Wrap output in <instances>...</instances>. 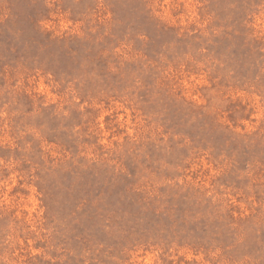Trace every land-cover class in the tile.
Wrapping results in <instances>:
<instances>
[{
  "label": "rangeland",
  "instance_id": "1",
  "mask_svg": "<svg viewBox=\"0 0 264 264\" xmlns=\"http://www.w3.org/2000/svg\"><path fill=\"white\" fill-rule=\"evenodd\" d=\"M0 264H264V0H0Z\"/></svg>",
  "mask_w": 264,
  "mask_h": 264
}]
</instances>
